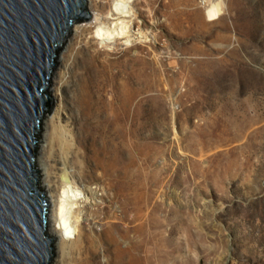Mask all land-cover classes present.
I'll list each match as a JSON object with an SVG mask.
<instances>
[{"label": "rangeland", "instance_id": "rangeland-1", "mask_svg": "<svg viewBox=\"0 0 264 264\" xmlns=\"http://www.w3.org/2000/svg\"><path fill=\"white\" fill-rule=\"evenodd\" d=\"M118 1L91 0L101 20L68 36L49 87L65 73L64 113L40 141L57 129L60 173L70 136L87 244L111 264H264V0H124L145 35L129 41Z\"/></svg>", "mask_w": 264, "mask_h": 264}, {"label": "water", "instance_id": "water-1", "mask_svg": "<svg viewBox=\"0 0 264 264\" xmlns=\"http://www.w3.org/2000/svg\"><path fill=\"white\" fill-rule=\"evenodd\" d=\"M90 19L86 0H0V264H53L37 157L61 49Z\"/></svg>", "mask_w": 264, "mask_h": 264}, {"label": "bare ground", "instance_id": "bare-ground-1", "mask_svg": "<svg viewBox=\"0 0 264 264\" xmlns=\"http://www.w3.org/2000/svg\"><path fill=\"white\" fill-rule=\"evenodd\" d=\"M86 2L89 15L91 16V19L88 22L96 23L101 20L103 16L102 14L97 13L95 17H93L95 9L93 8L91 0H86ZM205 3L207 5L209 16L215 17L219 5H215L209 1ZM126 4L127 3L124 0H120L114 3V6L111 8L109 15H111V19L114 20L112 24L114 29L111 34H116L118 38L128 41L131 39H142L145 36L142 31L135 33L136 36L133 33L132 21L131 19H128L132 17L133 13ZM79 24H75L73 28L77 27ZM99 35L104 37L105 33L100 32ZM64 77L65 73H61L60 86L56 88L53 95H51V99H53V102L55 101L53 114L50 116L53 122L55 119H61V115L64 113L61 102L57 106V100L58 98H61L63 88L68 86V80L65 81ZM44 133V138L46 139L48 147L46 145H41L42 147L40 149L43 151L46 158L45 156H39L38 153L37 165L43 174L41 183L47 190L50 203L54 205L52 215L50 208L49 231L56 242V250H59V252L56 251L53 264L59 261L60 264H102L93 260V258L97 256L99 257L100 255L104 256L106 259L104 264H111L110 255L107 251H102L101 247L98 246L97 242H94L93 239L92 242H89V245L85 239L86 234L83 228V221L86 219V215H90L92 220L96 219L94 212L89 211V213L87 211L88 204L93 202L92 198L94 195L92 194L93 192H91L92 195L90 198V196L84 194L77 185L75 179L76 175L71 169L72 147L70 146V136H68V134L62 135L60 145L61 168L59 169L60 173H55L51 171L49 161L55 155L53 143L57 135V129L54 127L50 136L47 135L46 132ZM53 167L54 166H52V170ZM52 179L54 181H51ZM56 186L59 187V192L55 199L52 191L53 187ZM127 257L129 260L131 259L128 255ZM128 264L134 263L129 262Z\"/></svg>", "mask_w": 264, "mask_h": 264}]
</instances>
